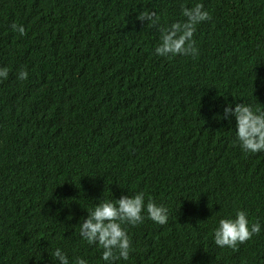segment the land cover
Here are the masks:
<instances>
[{"label": "trees", "instance_id": "1", "mask_svg": "<svg viewBox=\"0 0 264 264\" xmlns=\"http://www.w3.org/2000/svg\"><path fill=\"white\" fill-rule=\"evenodd\" d=\"M196 3L211 14L199 55H157L159 28ZM0 67V264H59L57 248L106 264L80 223L137 192L168 222L145 210L125 225L132 249L115 264H264V152H244L223 114L264 111V0H0ZM239 210L260 234L217 246Z\"/></svg>", "mask_w": 264, "mask_h": 264}, {"label": "clouds", "instance_id": "2", "mask_svg": "<svg viewBox=\"0 0 264 264\" xmlns=\"http://www.w3.org/2000/svg\"><path fill=\"white\" fill-rule=\"evenodd\" d=\"M183 21H176L166 27H160V42L155 53L161 57L176 55L196 58L199 55L194 34L197 25L211 19V14L204 9L202 3L192 7L182 5ZM140 21H147L150 26H157L159 16L155 11H142L137 16ZM13 31L19 35H26L23 25L13 23ZM9 76L7 67H0V80ZM17 78L26 80L28 72L21 69ZM224 118L232 115L236 118V138L244 152H264V111L253 110L252 106L237 103L233 108L228 105L223 110ZM147 211L148 218L164 225L168 222V209L149 199L145 204V193L137 192L134 195H122L115 202L101 200L95 208L88 212L86 219L80 223V235L89 244H98L102 249V259L106 264H115L118 260H127L132 249V241L125 225L137 226L144 222L143 213ZM260 223L249 225L247 213L239 210L235 218H221L218 227L214 230V242L219 247L237 249L239 244L246 243L254 235H259ZM59 264H69L67 255L57 248L53 253ZM73 264H87L83 258L77 257Z\"/></svg>", "mask_w": 264, "mask_h": 264}]
</instances>
